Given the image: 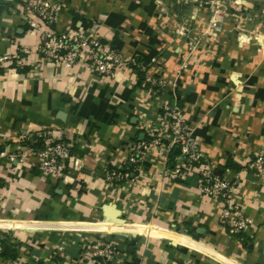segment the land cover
Segmentation results:
<instances>
[{
  "label": "crops",
  "instance_id": "obj_1",
  "mask_svg": "<svg viewBox=\"0 0 264 264\" xmlns=\"http://www.w3.org/2000/svg\"><path fill=\"white\" fill-rule=\"evenodd\" d=\"M37 1L0 0V59L31 50L23 68L0 61V152L17 147V134L47 130L72 142L74 159L54 179L33 155L0 156V237L11 248L0 264H91L81 248L87 235L118 250L96 264H264V175L244 169L264 144V0H218L219 32L208 27L211 0H51L60 8L56 30L96 25L145 75L165 78L156 104L179 106L215 174L238 182L234 199L251 226L237 235L221 222L220 202L200 193L197 173L183 182L159 175L157 152L140 162L136 180H104L147 138L139 76L41 64L39 33L28 23ZM178 155L168 154L170 163Z\"/></svg>",
  "mask_w": 264,
  "mask_h": 264
},
{
  "label": "built area",
  "instance_id": "obj_2",
  "mask_svg": "<svg viewBox=\"0 0 264 264\" xmlns=\"http://www.w3.org/2000/svg\"><path fill=\"white\" fill-rule=\"evenodd\" d=\"M211 3L216 6V9L208 27L219 32L224 16L218 14L217 10L221 8L222 2L211 0ZM30 7L36 17L28 19V23L32 30L39 33L35 50L40 56L41 64L52 63L67 70L88 68L105 78H112L124 70H132L137 74L135 68H142L136 58L124 56L108 42H105L96 25L90 27L79 23L65 30H56L53 25L57 21L56 15L60 8L53 5L51 0L32 2ZM30 53L29 48L20 46L9 56L1 58L0 61H5L8 66L23 68L29 63ZM165 84L166 80L161 76H154L149 72L145 75V81L139 86V89L144 95L149 109V113L142 116V128L147 134V138L134 145L122 167H107L104 172V180L117 186L136 180L140 162L152 152H157L162 156L160 176L171 181L183 182L192 172L197 173L200 176V193L220 202L221 222L227 227L228 232L232 235L242 233L250 228L251 220L234 199V193L238 186L237 180L229 181L215 174L179 106L165 101L156 104V99L163 94ZM32 137H36L37 141L42 142L41 148L34 149L27 144V140ZM16 138L17 147L12 151L0 152V156H7L11 160L17 159L23 162L29 155H33L37 158L33 166L43 176L64 179L74 159L71 141L47 130L33 133L22 132L17 134ZM176 148L179 150V155L175 157V162L170 163L168 154ZM244 169H253L258 174L264 175V144L262 150L253 158L245 161ZM79 230L85 233L91 231L102 233V231L86 228ZM81 248L85 254L84 258H87L91 264H96L99 257L107 261L111 260L118 251L113 241L105 237L89 235L82 238ZM3 250L4 245L2 237H0V254ZM64 250V245L58 247L59 252ZM25 264L39 263L34 258ZM176 264L194 263L191 259H187Z\"/></svg>",
  "mask_w": 264,
  "mask_h": 264
},
{
  "label": "trees",
  "instance_id": "obj_3",
  "mask_svg": "<svg viewBox=\"0 0 264 264\" xmlns=\"http://www.w3.org/2000/svg\"><path fill=\"white\" fill-rule=\"evenodd\" d=\"M135 70L139 76L138 85H141L143 81H145V72L139 68H135ZM27 144H29L34 149H38L42 147V142L37 141L36 137H32L28 139Z\"/></svg>",
  "mask_w": 264,
  "mask_h": 264
},
{
  "label": "water",
  "instance_id": "obj_4",
  "mask_svg": "<svg viewBox=\"0 0 264 264\" xmlns=\"http://www.w3.org/2000/svg\"><path fill=\"white\" fill-rule=\"evenodd\" d=\"M119 223H123L122 221H120ZM10 246L7 244L5 247H4V252H8L10 251Z\"/></svg>",
  "mask_w": 264,
  "mask_h": 264
}]
</instances>
